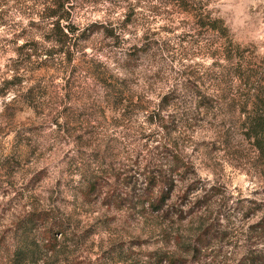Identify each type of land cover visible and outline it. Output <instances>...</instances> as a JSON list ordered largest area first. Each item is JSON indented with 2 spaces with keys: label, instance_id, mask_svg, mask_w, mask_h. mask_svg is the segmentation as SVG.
I'll return each mask as SVG.
<instances>
[{
  "label": "clouds",
  "instance_id": "9594fccd",
  "mask_svg": "<svg viewBox=\"0 0 264 264\" xmlns=\"http://www.w3.org/2000/svg\"><path fill=\"white\" fill-rule=\"evenodd\" d=\"M261 86L264 0H0L4 161L28 149L0 168V264H114L130 252L149 264L157 250L167 257L150 264H251L249 250L264 253V160L241 109ZM149 161L175 185L164 211L188 193L167 241L139 203L132 219L109 198L121 173L143 194Z\"/></svg>",
  "mask_w": 264,
  "mask_h": 264
},
{
  "label": "rangeland",
  "instance_id": "374dc122",
  "mask_svg": "<svg viewBox=\"0 0 264 264\" xmlns=\"http://www.w3.org/2000/svg\"><path fill=\"white\" fill-rule=\"evenodd\" d=\"M51 38V37H48ZM33 47H35V44H32ZM21 51H23L21 49ZM48 67L47 66L44 68V71L47 72L48 71ZM15 82H19V80L15 81ZM7 86V84H6ZM262 89H264V86H261L258 91L259 93H261ZM41 96L43 95H47V92L44 90H41V92L39 93ZM29 97L31 98V102H35L34 97H32V92H29ZM255 97H248L247 100L244 101V107L241 109L242 112H246L248 113V103H251V107L253 105V101L255 100ZM195 99V98H193ZM65 112H67V109H65ZM66 119H72V117L69 115ZM53 122H55V118L53 120ZM245 124L241 125V128H244ZM74 127H76V125L74 124ZM0 132H3V129L0 128ZM245 136V135H244ZM18 137V142L19 143H24L23 138L21 137V134L18 133L17 134ZM47 141V137L44 136L42 139V134L41 133H34L33 137H32V143L33 145H42L43 143H46ZM248 141L250 142L251 140L248 139ZM30 143V142H29ZM27 152L28 149L27 147L24 149L23 153H19L17 152L15 149H13V154L4 161L5 157H4V153H3V145L0 144V168H5L7 167V171H5V175H7L10 171H11V167L10 164H15L17 166H19V161L20 159H23L27 157ZM151 155V154H150ZM4 161V162H3ZM148 165H151V169L149 168V166L145 167V173H143L146 176V180L148 182V188L143 190V194H138V190H137V185L136 183H133V181L135 180V176L132 175H127L126 173H121L120 175L115 177V182H114V186H115V192L110 191L109 192V198H112L113 196L115 197V199L118 201L117 206L120 207L123 204L127 203L130 206V210L132 211L133 215L132 219L135 218V204L139 203L141 205V209H140V215H142L144 217V221H145V225L146 226H152L155 228H160L164 231V238L167 241L168 239V232L167 229L163 228V225L165 223V221L169 220L170 217V213L172 212H178L179 211V204H183L185 202H187V195L188 193L185 192L183 194H178L177 195V200L175 203L169 205L168 210L164 211V205L167 201L171 200L172 198V191L173 188L175 187L173 181L170 179V177L166 176L163 171L160 170L158 165H154L153 161H149ZM128 171H131V169H129ZM159 172V180L156 179L155 173ZM121 176H123V181L121 182ZM186 176V173L181 174V179L183 180ZM164 177H167L168 182L166 183V189H170V198H168L164 204L162 203V200L159 198L160 197V191L163 188V183L164 181H162L164 179ZM154 181L156 182V186L157 184L159 185V191L158 192H153V196H149L153 187H156L155 184L153 183ZM153 184H152V183ZM131 187V191H128V188ZM196 187L195 184L190 185L188 188V191H192V189H194ZM145 190H150V192L148 194L145 195ZM149 199V200H147ZM105 203H108V200H105ZM144 205H147V207H144ZM158 207H157V206ZM153 213H160V215H152ZM47 215V214H46ZM48 216V215H47ZM50 217L48 216V219ZM183 214L181 213V219H183ZM172 224H175V221H171L169 224V227H171ZM214 227V225H209V227L207 229L204 228V222L201 223L200 225V231H202V233L204 235H207L208 232H210L212 230V228ZM91 231V229L89 230ZM225 235H227V233H225ZM264 235V234H262ZM146 242V241H145ZM107 255V253L105 254ZM136 255L135 253H129V255L127 257H125L123 254H121L118 258H113L114 260V264H117V260H124L127 264L128 260H132V257ZM148 258H149V264L152 260L153 257H155L157 259V261H162L164 258L167 257V253H162L160 250H157L154 253H148ZM261 257L264 258V253L261 254H256L255 252L249 250L248 256L245 257V259H251V264H255L254 261H258L261 259ZM80 264H84L83 261H80ZM132 264H140L139 260H132ZM171 264H185V262L183 260H177V259H172L171 260ZM241 264H243V261L241 262Z\"/></svg>",
  "mask_w": 264,
  "mask_h": 264
},
{
  "label": "trees",
  "instance_id": "16d2710c",
  "mask_svg": "<svg viewBox=\"0 0 264 264\" xmlns=\"http://www.w3.org/2000/svg\"><path fill=\"white\" fill-rule=\"evenodd\" d=\"M181 3H183V0H181ZM58 27L59 26L57 24V28ZM31 46L33 47V45H31ZM26 47H27V45H26ZM29 59H30V57H29ZM261 91L262 92L260 93V95H257L255 100L253 101V105L251 107V110L248 111V113H247V121H245L244 127H248L249 124L251 125V127H249V130L247 132H245L244 135L249 140H251V138L253 136H256V143L254 146L259 148L261 159L264 160V89H262ZM173 159H175L177 161V163H179L178 157H173ZM172 171L175 172L176 169L174 168V169H172ZM162 181H164V183H163V188L160 191V197L159 198L162 200V203L164 204V202L168 198H170V191H169L170 189L165 190L166 189L165 185L168 182L167 177H164V179ZM156 182L157 181L153 182L155 184V186H156ZM154 188L155 187L152 188V190H151L152 193H150L149 196H153L152 194L154 192L153 191ZM95 190H96V186L93 185L92 191H95ZM149 192H150V190H145V195L148 194ZM147 200H149V199H147ZM32 220L38 221L39 223L43 224V223H46L48 221V216L46 214H43L41 216V215H37L34 213L32 216ZM61 230L63 231V228H61ZM48 231L50 233L51 229H49ZM254 263L255 264H264V258L261 257L260 260H258V261L255 260Z\"/></svg>",
  "mask_w": 264,
  "mask_h": 264
}]
</instances>
